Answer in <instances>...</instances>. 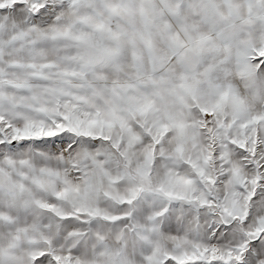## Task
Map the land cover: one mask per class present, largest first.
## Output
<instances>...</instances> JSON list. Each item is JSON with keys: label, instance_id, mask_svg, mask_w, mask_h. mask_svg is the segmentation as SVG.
I'll return each instance as SVG.
<instances>
[{"label": "snow or ice", "instance_id": "obj_1", "mask_svg": "<svg viewBox=\"0 0 264 264\" xmlns=\"http://www.w3.org/2000/svg\"><path fill=\"white\" fill-rule=\"evenodd\" d=\"M0 264H264V0H0Z\"/></svg>", "mask_w": 264, "mask_h": 264}]
</instances>
